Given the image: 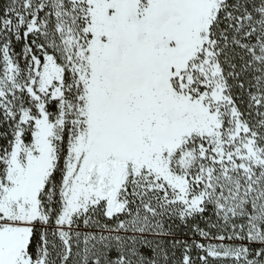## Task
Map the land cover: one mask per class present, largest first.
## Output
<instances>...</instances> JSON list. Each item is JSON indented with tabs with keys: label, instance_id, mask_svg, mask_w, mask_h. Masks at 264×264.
Wrapping results in <instances>:
<instances>
[{
	"label": "snow or ice",
	"instance_id": "6c2138e0",
	"mask_svg": "<svg viewBox=\"0 0 264 264\" xmlns=\"http://www.w3.org/2000/svg\"><path fill=\"white\" fill-rule=\"evenodd\" d=\"M0 264H264V0H0Z\"/></svg>",
	"mask_w": 264,
	"mask_h": 264
}]
</instances>
